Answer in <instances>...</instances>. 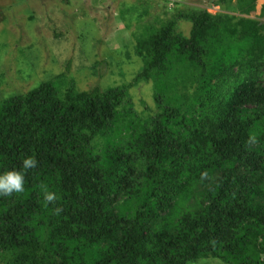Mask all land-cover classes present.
Masks as SVG:
<instances>
[{"label": "trees", "instance_id": "obj_1", "mask_svg": "<svg viewBox=\"0 0 264 264\" xmlns=\"http://www.w3.org/2000/svg\"><path fill=\"white\" fill-rule=\"evenodd\" d=\"M211 1L242 15L185 3L137 36L142 114L132 84L67 73L0 98V172L39 160L0 198V264H264V20L243 16L257 0Z\"/></svg>", "mask_w": 264, "mask_h": 264}, {"label": "rangeland", "instance_id": "obj_2", "mask_svg": "<svg viewBox=\"0 0 264 264\" xmlns=\"http://www.w3.org/2000/svg\"><path fill=\"white\" fill-rule=\"evenodd\" d=\"M185 3L213 14L242 15L211 0H0V98L67 73V81L81 90L132 84L130 102L144 113L155 107L154 84L135 81L143 66L137 36L172 18ZM263 6L257 0L256 9L243 16L264 20ZM191 28L188 21L179 24L185 35ZM190 264L227 263L209 258Z\"/></svg>", "mask_w": 264, "mask_h": 264}, {"label": "clouds", "instance_id": "obj_3", "mask_svg": "<svg viewBox=\"0 0 264 264\" xmlns=\"http://www.w3.org/2000/svg\"><path fill=\"white\" fill-rule=\"evenodd\" d=\"M39 166V160L34 155L26 156L21 161L19 169L13 168L0 172V198L13 197L17 194H22L25 191L26 176L28 171L36 169ZM43 201L45 206L56 205L59 196L55 191L49 189L47 184L41 186ZM62 209L55 207L54 213L59 215Z\"/></svg>", "mask_w": 264, "mask_h": 264}]
</instances>
